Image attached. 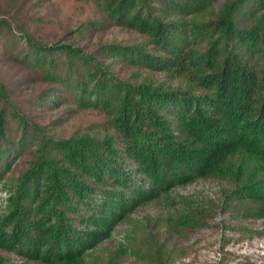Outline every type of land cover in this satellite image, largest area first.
Returning a JSON list of instances; mask_svg holds the SVG:
<instances>
[{
    "label": "trees",
    "instance_id": "16d2710c",
    "mask_svg": "<svg viewBox=\"0 0 264 264\" xmlns=\"http://www.w3.org/2000/svg\"><path fill=\"white\" fill-rule=\"evenodd\" d=\"M53 3L92 6L104 17L84 24L82 39L119 25L144 41L88 52L67 30L46 37L53 18L32 11ZM0 59L49 84L15 98L0 78V264L10 254L26 264L128 256L169 264L174 250L158 234L139 238L147 233L139 223L107 256L98 253L118 223L156 201L172 208L160 224L181 236L205 227L217 208L264 218V0H0ZM117 61L180 84L149 73L121 79L111 71ZM66 99L102 111L108 123L63 134L37 121L33 110ZM17 158L22 165L12 164ZM198 179L222 183L218 200L176 201L172 189Z\"/></svg>",
    "mask_w": 264,
    "mask_h": 264
},
{
    "label": "rangeland",
    "instance_id": "374dc122",
    "mask_svg": "<svg viewBox=\"0 0 264 264\" xmlns=\"http://www.w3.org/2000/svg\"><path fill=\"white\" fill-rule=\"evenodd\" d=\"M25 1L28 5L31 0ZM32 12L44 14L50 19L53 18L46 24L49 25L44 29L45 36L52 37L55 33H64L63 31L67 30L69 33L71 32L68 41L81 46L88 52L97 49L104 43L116 42L130 45L144 41V37L136 31L119 25H109L87 31L88 37L82 39L85 32L80 36L78 30L86 29L83 27L84 24L91 20L104 18L92 6H67L64 4L60 6L53 3ZM111 71L119 78L130 81H135L137 75L149 73L161 81L171 83L174 87L180 84V81L171 80L165 73L146 72L142 67L123 61L115 62L111 66ZM0 78L9 86L11 95L15 98L37 96L49 85L41 80L32 69L5 59H0ZM33 113L39 123L47 127H57L63 134H72L77 130L97 133L108 123V117L102 111L93 108L79 109L71 99L61 100L56 106L47 103L45 107L33 110ZM55 119H60L59 123L55 124ZM22 160L17 158L12 164L22 165ZM221 186L222 183L217 180L198 179L187 185L176 186L172 189V195L178 202L183 201L182 199L185 197H192L198 202L211 203L218 200ZM6 196V190L0 183V212L5 209ZM182 204L184 205L183 202ZM168 205L162 201H156L136 208L131 213V221L118 223L113 230L112 237L100 244L98 253L107 256L110 250L116 249L119 243L125 241V237L129 233H134L132 231L133 224L139 223L147 230V233L142 230L138 231L136 235L139 238H147L150 232L158 234L160 239L167 241L168 246L174 250L169 264H264V218H237L231 213L217 208L213 217L208 216V224L205 227L192 230L185 236H181L168 233L166 227L158 221L166 216L169 209H172ZM153 223H156L155 227ZM9 257L10 260H6V264H26L16 254H10ZM120 264L147 263L128 256Z\"/></svg>",
    "mask_w": 264,
    "mask_h": 264
}]
</instances>
